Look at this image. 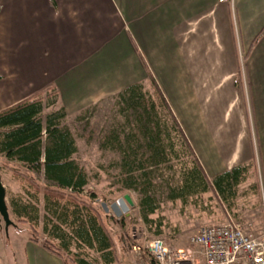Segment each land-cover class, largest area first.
<instances>
[{"label":"crops","instance_id":"obj_1","mask_svg":"<svg viewBox=\"0 0 264 264\" xmlns=\"http://www.w3.org/2000/svg\"><path fill=\"white\" fill-rule=\"evenodd\" d=\"M218 8L222 14L233 10L245 52L241 76L233 69L216 74L212 70L217 67L204 69L200 63L215 49H224L215 35ZM263 27L264 0H0V77L4 68L16 73L0 96V109L52 83L68 118L145 81L138 51L152 70H160L159 84L167 101H184L186 95L185 100L198 105L203 87L212 84L217 89L223 81L240 76L264 172V33L257 36ZM192 107L200 112L198 106ZM174 112L179 118L178 110ZM208 130L206 148L192 139L208 177L239 162L250 165L235 148L223 159ZM31 250L38 256L28 255V264H64L39 244L30 243Z\"/></svg>","mask_w":264,"mask_h":264},{"label":"rangeland","instance_id":"obj_2","mask_svg":"<svg viewBox=\"0 0 264 264\" xmlns=\"http://www.w3.org/2000/svg\"><path fill=\"white\" fill-rule=\"evenodd\" d=\"M205 25L204 28L208 29V22ZM214 25L215 35L219 37L220 44L224 49H215L206 57H202L200 63L204 66V69L207 67L210 69L213 65L217 67V69L212 70L216 74L220 73L221 75L233 69L235 72H240L241 76L244 71L245 52L239 42V32L236 20L233 17V10L231 9V12L222 14L218 8ZM212 40V37L209 36V42H212ZM132 44H135L134 41H132ZM137 55L147 75L145 81L140 83L143 84L144 90L148 91L150 96L155 99V91L150 83L148 73L156 79L157 85L161 87L158 77L160 70L156 69L155 72L149 67L144 55L138 51ZM212 71L211 73H213ZM1 74L3 78L0 80V96L6 89L5 86L9 89V84L16 78L14 70H5L4 68L1 70ZM240 76L237 79L232 78L229 81H223L217 89L212 84L203 87L204 91H201L198 105L195 102L185 100L186 95L183 96L184 101H181L182 96L180 94H174V98L177 96L181 100L168 101L170 106L172 104L171 109L173 112L176 109L178 110L180 115L178 120L182 126L181 128L197 159L192 139L204 144L206 148L208 145L207 130L209 129L211 139L216 144L223 159L235 148L238 152H241V157L243 160H247L251 167H249L250 171L244 176V180L234 189L233 196L226 201L219 200L216 193L211 190L202 195L201 202L198 204L183 205L179 200L171 201L167 199L165 179L170 175V171L166 168L167 164L157 165L153 171V178H156L155 192L159 209L151 217L162 218L161 233L159 234L155 232L154 224L151 226L146 225L141 218V211L138 206L139 193L133 189L127 190L121 185L122 182L120 181L123 176L120 174L119 167L120 152L113 150L115 147L104 143L109 130L116 129L118 132H122L124 129L125 132L128 131L130 129L128 126L137 119L136 113H142V108L136 109L135 113L128 110L120 115L118 113L119 105L115 99L116 94H112L105 96L87 110L82 109L75 114L70 112L68 118H65L78 148L74 157L84 168L88 177V185L83 191V195L77 196L78 201L84 202L86 205L89 204L100 211L101 201L109 205L124 195H129L132 200V205L129 206L128 211L121 214L125 217L124 224L110 217L103 218L117 249L118 261L113 264H152L144 250L147 240L158 237L169 247L187 248L190 236L200 226L206 224H218L227 220H234L247 233L257 235L263 232L264 172L260 162L255 128L252 123L253 115L250 101ZM14 87H16V84H14ZM171 89H174V87ZM186 89L187 87H185ZM187 90L190 91L189 88ZM35 95L42 97L45 103L53 97L58 98V91L56 86L51 83L35 90L30 95H26L25 98ZM5 104H8V102ZM58 104L62 106L59 100ZM192 105L198 106L200 112L198 113ZM49 109L46 107L44 112ZM160 113L165 115L162 111ZM168 121H170L169 118ZM171 133L177 138L176 131L172 130ZM179 139L181 140V138ZM103 143L106 145L105 147L102 146ZM181 157L171 163L181 166L184 160H190L188 155H182ZM33 176L37 178L36 181L38 180L42 187L45 182L43 173H35ZM0 177L6 190V202L9 217L12 221V224L5 228L0 216V264H28V255L29 257L33 255L35 258L38 256L37 252L33 250L29 252L30 243L36 244L31 240L33 233L40 242L47 240L54 245L58 244L57 239H53L49 233L43 231V225L47 222L46 217L51 219L52 222H55L56 219L44 208L42 188L39 189L38 200H33L27 194V190L34 191L29 185L31 184L28 178L29 174L24 170L16 169V165L7 162L2 155H0ZM207 178L210 179L211 176H207ZM91 194L96 196L95 201L89 199ZM19 197H23V201H30L32 205L37 206L38 218L36 221L32 219L34 213L30 208L28 219L15 215L11 198L19 199ZM63 206L70 207V204L64 203ZM71 206V209H74V206ZM108 212L113 214L112 211ZM48 225V228H51V224ZM84 250L88 253V257L93 264H104L97 252L87 247Z\"/></svg>","mask_w":264,"mask_h":264},{"label":"trees","instance_id":"obj_3","mask_svg":"<svg viewBox=\"0 0 264 264\" xmlns=\"http://www.w3.org/2000/svg\"><path fill=\"white\" fill-rule=\"evenodd\" d=\"M263 33L264 27L257 36ZM148 76L155 99L140 82L120 90L115 98L119 105L118 113L121 115L128 110L135 113L139 107L142 113H136L137 119L130 123L128 131L109 130L104 143L120 152L121 185L139 193L141 218L146 225L154 224L155 232L159 234L162 218L151 217L159 209L156 178H153L157 165L167 164L170 171L165 179L167 199L179 200L183 205L198 204L202 195L211 190L219 200L226 201L233 196L234 189L244 180L251 166L239 164L208 179L169 102L154 77L150 73ZM46 107L50 109L44 112ZM65 118V109L58 104L56 97L44 103L42 97L35 95L0 110V155L7 162L14 163L16 169L29 174V185L34 191L27 190V194L33 200H38L39 189L42 188L44 208L56 219L52 222L46 217L43 231L57 239L58 244L47 240L40 242L33 233L31 240L34 243H40L43 249L60 257L64 264H93L84 250L86 247L97 252L104 264H113L118 261L117 249L103 218L110 217L123 223L125 217L105 212L102 201L100 211L78 201L77 196H82L88 185V177L74 157L78 148ZM172 130L179 135L177 138ZM104 143L103 147L106 146ZM182 155L190 156V160H184L181 166L171 163ZM40 172L45 179L42 187L33 176ZM89 199L95 201L96 196L91 194ZM64 203H69L70 207L63 206ZM11 205L18 217L28 219L30 208L34 213L32 219L37 220L38 208L30 201H23V197L11 198Z\"/></svg>","mask_w":264,"mask_h":264},{"label":"built area","instance_id":"obj_4","mask_svg":"<svg viewBox=\"0 0 264 264\" xmlns=\"http://www.w3.org/2000/svg\"><path fill=\"white\" fill-rule=\"evenodd\" d=\"M264 212V199L262 200ZM152 264H264V230L244 231L234 220L200 226L187 248L169 247L158 237L144 245Z\"/></svg>","mask_w":264,"mask_h":264},{"label":"water","instance_id":"obj_5","mask_svg":"<svg viewBox=\"0 0 264 264\" xmlns=\"http://www.w3.org/2000/svg\"><path fill=\"white\" fill-rule=\"evenodd\" d=\"M132 205V200L129 195H124L119 197L114 202L107 205L104 202H101V206L105 212L112 211L114 215L120 216L121 214L128 211L129 206ZM0 216L4 222L5 228H7L12 221L9 217L8 206L6 202V190L2 184L0 177Z\"/></svg>","mask_w":264,"mask_h":264}]
</instances>
